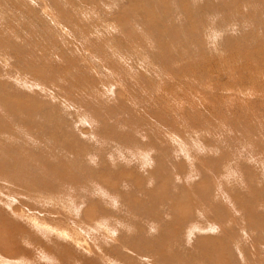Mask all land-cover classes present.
Returning a JSON list of instances; mask_svg holds the SVG:
<instances>
[{
	"label": "rangeland",
	"instance_id": "obj_1",
	"mask_svg": "<svg viewBox=\"0 0 264 264\" xmlns=\"http://www.w3.org/2000/svg\"><path fill=\"white\" fill-rule=\"evenodd\" d=\"M0 264H264V0H0Z\"/></svg>",
	"mask_w": 264,
	"mask_h": 264
},
{
	"label": "bare ground",
	"instance_id": "obj_2",
	"mask_svg": "<svg viewBox=\"0 0 264 264\" xmlns=\"http://www.w3.org/2000/svg\"><path fill=\"white\" fill-rule=\"evenodd\" d=\"M37 82V81H36Z\"/></svg>",
	"mask_w": 264,
	"mask_h": 264
}]
</instances>
